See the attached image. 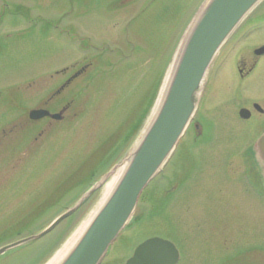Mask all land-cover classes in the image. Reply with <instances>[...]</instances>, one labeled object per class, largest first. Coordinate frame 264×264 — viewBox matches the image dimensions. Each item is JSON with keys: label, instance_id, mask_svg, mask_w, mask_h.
Masks as SVG:
<instances>
[{"label": "rangeland", "instance_id": "374dc122", "mask_svg": "<svg viewBox=\"0 0 264 264\" xmlns=\"http://www.w3.org/2000/svg\"><path fill=\"white\" fill-rule=\"evenodd\" d=\"M33 1L53 21L40 20L34 38H14L0 57V122L27 119L34 94L42 97L63 81L54 69L67 65V79L79 75L67 83V124L23 128L22 134L19 128L9 131V122L0 125V246L39 232L127 159L156 113L181 40L205 0ZM261 17L264 0L215 54L196 111L201 115L217 106L202 118L200 138L192 140V128L183 132L104 261L124 264L137 244L158 236L177 248L176 264H218L223 249L242 254L240 264H264V190L250 186L260 130L255 121L237 116L240 88L227 86L231 69L228 59L223 62L225 48L234 44L238 50L243 29ZM262 35L254 32L248 40ZM34 68L40 75L33 81ZM261 84L251 93L264 95ZM116 180L110 177L50 232L0 254V264H46L90 221L107 184Z\"/></svg>", "mask_w": 264, "mask_h": 264}, {"label": "water", "instance_id": "95a60500", "mask_svg": "<svg viewBox=\"0 0 264 264\" xmlns=\"http://www.w3.org/2000/svg\"><path fill=\"white\" fill-rule=\"evenodd\" d=\"M261 1L205 0L181 40V48L170 74L168 73L169 82L155 109L156 113L127 159L121 164L112 165L72 206L57 215L39 232L0 246V254L50 232L72 215L110 177L122 172L121 176L118 174L116 183L100 208L57 263L97 264L130 220L141 191L162 169L189 125L199 102L204 77L215 54ZM77 75L76 72L72 78ZM48 114L50 113L43 109H32L29 111V118L37 119ZM51 116L58 118V113ZM239 116L246 118L248 112L241 109ZM253 149L264 176V131L254 142ZM177 259L178 251L171 241L153 236L140 242L125 264H175Z\"/></svg>", "mask_w": 264, "mask_h": 264}, {"label": "flooded vegetation", "instance_id": "af4514ba", "mask_svg": "<svg viewBox=\"0 0 264 264\" xmlns=\"http://www.w3.org/2000/svg\"><path fill=\"white\" fill-rule=\"evenodd\" d=\"M52 16L42 15L39 12L37 3L35 1L30 4L29 0H0V57H5L7 55L8 50L12 48L11 44L14 38L20 37L19 42L24 36L29 37L30 34L32 38H34V34L37 33L40 20L49 23L53 21ZM263 31L264 17H261L257 19L255 25H250L248 28L243 29L240 37L243 39V42L238 50L233 51L234 44H229L223 51V57H225L223 62H225V59H228L229 67L231 69L229 74L230 77L227 78V80H229L227 86H229L231 90L235 88V85L240 88L239 93L241 94V100H238V102L235 104L237 105V116L242 120L255 121L257 123L258 130H260L254 140L257 139L258 136L264 131V95H260L258 93V95H254L250 91L253 86L264 83V35L258 37L255 40H248V38L250 35H253L254 32ZM52 72V74H61L63 81L59 84L58 88L53 86L47 91V93H43L42 97L39 93L34 94L33 99L35 104L33 105L35 107H32V109L47 110L50 114L41 118L31 119L29 118V111L31 109H29L26 113L27 119L21 118L3 121L0 122V125L9 122L11 127L9 131H12L14 128H19L20 130L17 133L22 134L23 128H35V130H37L40 127L42 128L51 126L53 123L62 121H65V124H67V110L71 105L70 99L67 100V65L61 67L60 69H54ZM33 73L34 74L32 75L33 77L31 76V80L34 81L39 78L40 71L34 68ZM52 74H50V76H52ZM232 96L233 94L231 93L230 98ZM216 106L217 104L212 108L206 107L205 111L201 113V115H198V110L195 111L194 116L188 126V128H192L194 133V136L192 137L194 142H196L202 134V118L208 119L212 114V110H214ZM241 109H245L248 112V116L246 118H241L239 116V111ZM57 113L58 118H53L51 116V114ZM4 132V129L1 130L2 134ZM36 132L41 134V131L39 130ZM253 174L254 177L252 178L250 186L254 187L255 189L264 190V176L260 163H258L257 171H254ZM107 252L97 264H109L108 262L104 261V257L106 256ZM131 254L129 256H131ZM241 256L242 254L239 256L232 255L228 250L223 249L219 251V254L217 255V258H219L218 264H240L239 262L242 260Z\"/></svg>", "mask_w": 264, "mask_h": 264}, {"label": "bare ground", "instance_id": "6f19581e", "mask_svg": "<svg viewBox=\"0 0 264 264\" xmlns=\"http://www.w3.org/2000/svg\"><path fill=\"white\" fill-rule=\"evenodd\" d=\"M169 74H170V73H169ZM169 74H168L167 77L165 78L164 83H163V85H162V88H161V91H160V96H159V99H158V101H157V105H158V103L160 102V99H161V97H162V95H163V93H164V91H165L166 85H167L168 82H169V78H170V77H169V76H170ZM157 105H156L155 109L157 108ZM124 166H125V165H124ZM124 166H123L122 168H124ZM119 171H120V169H119ZM116 173H118V171H117ZM117 176H118V174H116V175L114 176V178H117ZM112 186H113V182L110 181V182L107 184V186H106V191L109 192ZM86 223H87V220H85V221H83V222L81 223V225H80V226H79V227L73 232V234H72V236L69 238V240L66 241V242L63 244L62 248H61L57 253H55V255H54V256H53V257H52V258H51L46 264H57V263L63 258V256H64L65 253L67 252V250L70 248V246L74 243L75 240H77L78 236L81 234V232H82L84 226L86 225Z\"/></svg>", "mask_w": 264, "mask_h": 264}]
</instances>
